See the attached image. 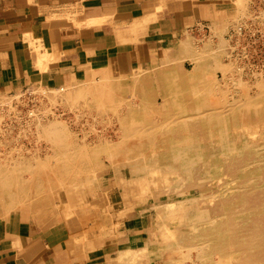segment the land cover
<instances>
[{"label": "bare ground", "instance_id": "6f19581e", "mask_svg": "<svg viewBox=\"0 0 264 264\" xmlns=\"http://www.w3.org/2000/svg\"><path fill=\"white\" fill-rule=\"evenodd\" d=\"M191 42L181 43L176 53L178 59L192 63L191 70L186 68V63L181 67L178 64L164 65L162 69L153 67L150 74L137 73L132 82L72 84L68 91L62 88L50 97L54 101H66L71 107L96 109L103 121L107 114L113 113L111 120L118 124L117 140L97 135L94 142L90 139L88 143L89 136L85 134L80 139L78 134L68 131L65 123L41 125L39 135L52 145L45 157H20L22 160L12 157L0 162V221L24 209L31 210L42 221L41 214L60 194L69 201L72 199L71 205L83 201L87 192L80 189L84 185L93 196L99 192L111 195L104 191L108 183L94 184L108 168H114L113 175L119 183L128 176L131 178L132 167L142 170L148 166L152 173L142 174V183L147 185L149 177L160 181L159 170H166L169 172L163 176L175 184L177 178L189 183L186 190L196 185L190 190L194 189L200 197L207 188L197 184H203L210 176L218 180L226 175L231 181L211 190L213 196L208 199L212 203L216 197L217 202L208 208L198 207L200 197L175 204L185 211L183 227H196L198 231L197 234L193 229V234L183 232L177 244L181 248H199L198 257L205 264L229 257L242 264L264 263V144L255 141L248 144L246 136L238 133L248 125L264 121V91L256 97L245 94L241 99L230 100L228 90L218 89L211 74L213 70L194 59ZM99 76L108 78V75ZM102 155L110 159L109 165L102 163ZM25 170L34 174L32 181L22 176ZM186 190L179 194H188ZM197 223L202 225L196 226ZM143 253L145 258L156 254L147 247Z\"/></svg>", "mask_w": 264, "mask_h": 264}, {"label": "crops", "instance_id": "0c3cea01", "mask_svg": "<svg viewBox=\"0 0 264 264\" xmlns=\"http://www.w3.org/2000/svg\"><path fill=\"white\" fill-rule=\"evenodd\" d=\"M258 2L264 4V0H0V98L26 86L62 89L101 74L125 76L159 66V59L175 58L181 43L201 27L214 26L220 38L252 14ZM69 221L71 230L62 221L43 224L29 209L13 212L0 221V264H159L145 258L143 251L152 248L157 254L167 242H161L159 232L149 225L140 224L127 225L123 234L103 243L98 238L81 244L72 231L82 222Z\"/></svg>", "mask_w": 264, "mask_h": 264}, {"label": "rangeland", "instance_id": "374dc122", "mask_svg": "<svg viewBox=\"0 0 264 264\" xmlns=\"http://www.w3.org/2000/svg\"><path fill=\"white\" fill-rule=\"evenodd\" d=\"M186 40L189 42L193 40V43H191L193 44V51L195 53L194 59L209 66V68L213 70V73L211 74L217 82L218 89H223V92H225L224 88L225 90H228L227 97L230 100L237 98L241 99L245 94L251 97H256L259 93L261 94L264 91V4H262V2H258V6L254 7L252 14L246 17L245 20L232 25V27L224 35H221L220 38L215 34L214 26H211V28L201 27L198 31L187 37ZM157 63L161 65L156 66L158 69H162L164 65L172 64H178V67H181L182 64L185 63L187 64L186 68L188 70H191L193 67L189 60H181L178 59V57L172 59L167 57L165 61L164 59H159ZM155 65L156 64L146 66L125 76L110 75L105 80L100 78H90L88 81H85V79H81L75 82L74 85L78 84L86 86L90 82L101 84L104 83V81L105 83L116 82L117 84L119 82H132L135 77L137 78V73L142 72L146 75L152 73L153 71L151 68ZM68 87L63 89L68 91L70 86ZM58 90H60V87L32 85L21 88L13 95L1 96L0 140L4 143L2 142V145H0V162L2 160L5 161L6 158L12 157H19L17 159L20 160L31 157L38 158L39 156L45 157L46 153L50 151L49 148H51L52 145L45 137H41L39 133L42 130V126L57 121L62 122L63 124L65 123L68 131L70 130V132L75 135L78 134L80 139H83L85 134L89 136L90 138L88 137L87 139L88 143H91V141L94 142V139H97V137L101 135L108 138L111 137L110 139L113 141L117 140L116 131L118 129V124L114 119L111 120L113 113L107 114L108 117L105 116L106 121H103V118L99 116L100 112L96 109L80 108L78 106L71 107L66 101H61L60 99L54 101V99L50 97L54 96ZM9 102L10 104L7 105ZM11 109L13 111H11ZM253 125L251 124L246 126V128L244 127L240 129L238 133L243 137L246 136L248 144L253 145L254 141L255 144H264V121L261 123L257 122L256 125ZM254 128H256V130ZM42 138H44V140ZM4 147H6V149ZM9 150H12L13 153ZM20 157L24 158L21 159ZM102 160H104L102 162L105 163L104 165H109L110 159L105 155H102L101 161ZM134 168L132 167V170L130 169L131 178L134 180L128 176L118 183L113 175L114 173L112 170L114 168H108V171L99 175L101 180L96 179L94 184L99 185L97 182L102 181V183H100L104 186V184L108 183V186L104 188V191L111 192V195L99 192L100 194L98 193V195L93 196L90 193L88 194L89 187L87 188V186L84 185L80 190H86V198L83 199V201H80L81 203L74 201L78 205H71L72 202L70 203V201L72 199L69 201L63 194H60L61 197L52 200L50 203L51 207L46 210L45 213L41 214V222L43 224H49L51 220H56V222L62 221L60 223H62L63 226L66 225L70 229L73 228V226H70L69 220L73 219L77 221V218H79L82 224L72 231V235L75 236L78 243L86 245H89L90 241H94V239L98 238L102 240V243L107 239L115 238L125 232L124 230L127 225L129 227H134L140 224L149 225L151 230L159 232L161 242L163 240L167 241H165L166 243H163L164 246L159 248L160 250L158 254L151 257L156 263L205 264V262H200L201 260L198 257L199 248H187L185 246H182L183 248H181V246L177 244L179 239L182 238L181 236L183 235V232L191 233L194 230L195 234L198 233V231L195 230L196 227H183L185 211L182 207L175 206L178 201L181 202V200L185 201L190 198L197 199V197H200L197 192H194L196 185L190 188H194L193 190H186L190 186L189 183L183 181V184V182H180L181 180L177 178L175 179V184V182H172L163 176L165 173L169 172L166 170H159L160 181H155L153 178L149 177L150 180H147H149L150 183L147 185L146 183H142V179H144L143 175L144 172H148L150 175L152 169L147 166L146 168L150 169L149 172L146 171L148 169L145 167L142 168L143 171ZM22 176L24 178L26 176L25 179H28L29 182V179L32 181L34 178V174L27 170L22 173ZM225 176L226 175L218 180L210 176V179L204 181L203 184H197V186L200 185L207 188L204 195L197 199V205L199 208L205 209L208 208L207 206L217 202L216 197V199L214 198V200H212V203L208 198L213 196L211 190L213 191L219 187L225 186V182L229 183L231 181L230 177L226 176L228 177L226 178ZM128 179L131 180L128 181ZM139 184L142 185L140 186ZM185 190L189 191L186 192L188 194H179ZM206 198L208 200H206ZM57 202H59V205H55ZM183 206L187 207L189 205L184 204ZM63 207H66L65 209L68 210H64ZM198 225H202V223H197L196 226ZM102 243L100 245H102ZM100 245H97L96 247H99ZM172 245L174 246L172 247ZM168 246L170 247L168 248ZM225 259L226 258L223 260H217L214 264H242L234 257Z\"/></svg>", "mask_w": 264, "mask_h": 264}]
</instances>
